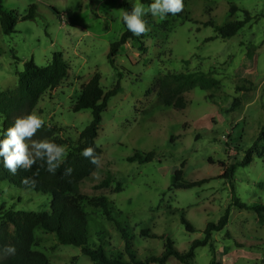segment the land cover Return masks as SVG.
Returning <instances> with one entry per match:
<instances>
[{
    "label": "rangeland",
    "instance_id": "1",
    "mask_svg": "<svg viewBox=\"0 0 264 264\" xmlns=\"http://www.w3.org/2000/svg\"><path fill=\"white\" fill-rule=\"evenodd\" d=\"M123 0H2L7 10L19 16L36 6L33 20H18L15 33L0 31V91H13L24 64L38 67L51 63L55 53L66 62V79L46 93L36 111L43 127L60 129L54 136L68 151L92 120L90 110L71 107L82 87L98 73L104 92L118 83L121 92L112 97L98 130L100 166L80 187L89 197H105L111 213L132 230V244L140 259L148 253L161 255L164 238L180 251L201 240L208 223H217L232 204L231 191L246 203L264 204V151L252 152V162L239 167L232 180L220 178L226 167L241 161L264 127V0H184L181 17L159 20L145 16L150 31L143 37L144 52L128 43L109 63L110 45L122 32ZM133 7L136 0H127ZM141 3V2H140ZM231 6L239 11L229 13ZM58 14H55L52 9ZM252 20L234 37L216 38L205 26H225ZM203 73L219 81L209 90L185 94L184 110L157 102V81L167 73ZM234 99L239 105L231 110ZM172 139V141H171ZM135 152L154 153L149 163L128 162ZM261 153V156L258 154ZM183 166V180L209 182L191 189H171L175 170ZM220 163L224 164L223 168ZM110 176L108 188H99ZM120 183V191L116 184ZM49 195L35 194L0 184V205L32 212L49 210ZM88 215L89 245L122 251L124 242L100 208L82 205ZM180 211L194 227L189 233L180 222ZM163 239L140 237L141 229ZM34 250L50 264H93L80 248L58 244L55 236L36 230ZM210 247L196 250L190 264H264V223L255 213L230 208L226 228L213 233ZM165 264H179L169 258Z\"/></svg>",
    "mask_w": 264,
    "mask_h": 264
},
{
    "label": "trees",
    "instance_id": "2",
    "mask_svg": "<svg viewBox=\"0 0 264 264\" xmlns=\"http://www.w3.org/2000/svg\"><path fill=\"white\" fill-rule=\"evenodd\" d=\"M147 6L153 0H140ZM184 4V0H183ZM123 11H130L132 5L127 0L122 1ZM36 6L31 5L25 15L19 16L13 10H7L0 0V31L4 35L15 33V25L18 20H33L36 16ZM55 14L58 12L53 8ZM184 11V8H183ZM178 15L169 14L166 17H181L184 12ZM239 11L236 6H231L229 13L233 15ZM244 19L234 21L225 26H218L212 22H207L205 26L213 28L216 38L229 39L234 37L241 29L248 24L252 17L246 10ZM187 16L185 13L184 16ZM123 32L120 38L110 45L108 60L114 66V58L120 48L128 43H133L139 52H144L143 37L134 36L128 31L123 23ZM68 68L61 53H55L52 56L51 63L46 67H38L33 60L24 64V70L18 74L17 87L13 91H0V124L3 129L12 126L15 118L30 114L34 111L40 99L48 92L55 90L67 77ZM219 85V81L213 79L210 75L203 73H167L163 75L156 83L155 90L157 102L159 105L171 107L174 110H184L187 105L185 94L193 89L209 90ZM121 92L119 83L111 90L104 92L100 87V75L94 74L91 79L82 87L79 97L71 107L73 112L90 110L92 120L89 125L80 133L78 143L67 152L65 162L57 169L55 174L47 172L46 165L41 167L42 161H37L31 170H18L12 175L3 167L2 158H0V184H5L20 190H29L35 194L49 195V210L47 212H32L26 210H17L14 207L6 208L0 205V264H50L48 258L37 250L38 239L35 236L36 230H43L45 233L53 234L60 245L73 246L80 248L81 253L89 258L93 264H165L169 258L175 259L179 264H190L196 256V250L209 246L213 254L211 245L213 233L220 232L228 225L230 208L245 210L255 213L258 220L264 223V204H246L240 201L234 191H231L232 204L228 207L223 216L217 223H208L204 230V236L201 240H195L190 243L185 252H180L169 238H164V248L161 255L156 256L148 253L144 260L140 259L136 249L133 247L132 230L126 222L119 219L120 212L115 215L109 209V203L105 197L89 198L80 193V187L83 182L89 179L99 167L90 163L89 159L84 158L81 153L86 147H93L97 156L101 159L102 151L96 145L95 139L98 135L99 126L102 119V113L106 110L109 100ZM238 99H234L231 104V110L238 107ZM60 129L42 127L36 134L37 139L48 138L53 142L64 145L63 141L54 136ZM3 137H0L2 139ZM172 141V139H171ZM258 145L264 151V127L261 128L256 140L252 146L247 149L241 161L226 167L223 175L220 177L225 180H232L234 172L239 167H245L252 162V152L258 151ZM261 156V153L258 154ZM154 153L142 154L135 152L127 159L128 162H137L139 164L149 163L153 160ZM224 168L225 165L220 163ZM183 166L174 171L171 189H191L199 187L211 179L204 178L198 181L186 182L183 180ZM71 167L73 172L70 176H63L64 169ZM38 173V174H37ZM24 177H34L37 181L35 188L26 187L21 183ZM112 181L107 176L99 188H108ZM120 183L116 184V191H120ZM100 208L119 232L124 242L122 251L116 249L105 250L102 246H90L88 231V215L83 210L82 205ZM180 222L189 233L194 232V227L180 211ZM140 237L151 239H163L149 229H141ZM7 246L15 248L14 255H6L4 249ZM213 263V259L210 262Z\"/></svg>",
    "mask_w": 264,
    "mask_h": 264
},
{
    "label": "clouds",
    "instance_id": "3",
    "mask_svg": "<svg viewBox=\"0 0 264 264\" xmlns=\"http://www.w3.org/2000/svg\"><path fill=\"white\" fill-rule=\"evenodd\" d=\"M183 8V0H153L147 6L136 0L130 11H122V20L128 31L134 36H141L150 31L145 16L151 15L162 21L169 14L178 15ZM43 125L44 120L36 111L15 118L7 129H3L0 124V137H3L0 139V158L3 167L12 175L21 169L31 170L37 161L43 162L41 167L46 165L47 172L55 174L65 162L68 152L66 145L57 144L48 138H35ZM81 155L89 159L91 164L100 166V158L93 147L84 148ZM72 172L73 169L68 167L62 175L70 176ZM21 183L34 189L37 181L34 177H24ZM15 251L13 246L4 249L6 255H14Z\"/></svg>",
    "mask_w": 264,
    "mask_h": 264
}]
</instances>
